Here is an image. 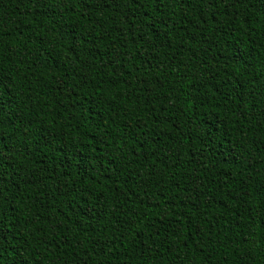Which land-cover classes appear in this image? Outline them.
I'll return each mask as SVG.
<instances>
[{
    "label": "trees",
    "instance_id": "16d2710c",
    "mask_svg": "<svg viewBox=\"0 0 264 264\" xmlns=\"http://www.w3.org/2000/svg\"><path fill=\"white\" fill-rule=\"evenodd\" d=\"M0 77V264H264V0H0Z\"/></svg>",
    "mask_w": 264,
    "mask_h": 264
},
{
    "label": "snow or ice",
    "instance_id": "6c2138e0",
    "mask_svg": "<svg viewBox=\"0 0 264 264\" xmlns=\"http://www.w3.org/2000/svg\"><path fill=\"white\" fill-rule=\"evenodd\" d=\"M160 2L162 3L163 0H160ZM105 3H106V0H105ZM52 7L55 8L56 5L53 4ZM7 87L8 85L5 79L3 77H0V90H3ZM15 151H19V149L15 148V146L9 148L7 145L0 144V161L11 159V157L9 156V153L15 152ZM8 186H9V182L6 180V178L2 174H0V204H3L5 202L9 204L11 203V200H9L6 195V189Z\"/></svg>",
    "mask_w": 264,
    "mask_h": 264
}]
</instances>
